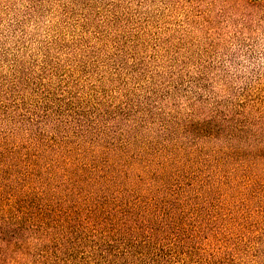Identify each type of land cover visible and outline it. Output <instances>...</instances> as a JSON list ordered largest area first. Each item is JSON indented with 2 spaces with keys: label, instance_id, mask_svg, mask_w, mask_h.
<instances>
[{
  "label": "trees",
  "instance_id": "16d2710c",
  "mask_svg": "<svg viewBox=\"0 0 264 264\" xmlns=\"http://www.w3.org/2000/svg\"><path fill=\"white\" fill-rule=\"evenodd\" d=\"M116 2L94 10L100 26L133 21ZM208 4L214 18L188 21L205 29L229 5L248 16L264 0ZM184 50L173 51L181 71ZM87 66L82 76L25 67L0 83V264H149L150 250V263L223 264L206 247L214 236L200 234L230 198L264 199V104L199 98L183 113L150 85L110 94L104 67Z\"/></svg>",
  "mask_w": 264,
  "mask_h": 264
},
{
  "label": "rangeland",
  "instance_id": "374dc122",
  "mask_svg": "<svg viewBox=\"0 0 264 264\" xmlns=\"http://www.w3.org/2000/svg\"><path fill=\"white\" fill-rule=\"evenodd\" d=\"M109 1L0 0V83L25 67L54 66L57 75L74 71L75 76H82L87 65H95V71L106 70L100 77L106 78L110 94L133 85H150L159 93L171 91L165 103L178 104L183 113L187 103L199 98L208 103L239 99L264 104V5L248 16L240 7L229 5L215 25L204 29L188 17L202 13L214 18L217 8L208 0L200 6L180 0H116L119 15H131L133 21L104 28L94 10L105 9ZM84 15L89 17L87 25ZM207 37L216 43L208 55L201 56ZM64 39L65 48L61 46ZM118 39L121 43L116 46ZM180 43L189 49L178 53V57L181 52L190 56L184 71L174 68L173 51ZM171 69L180 72L171 78ZM199 71L204 73L201 78ZM94 81L96 77L82 84ZM243 199L230 198L218 213L207 216L208 230L200 235L214 236V242L206 246L216 257L211 262L264 264V199ZM257 247L260 250L252 252ZM153 254L151 250L147 254L149 264H157L150 263ZM195 259L192 255L191 260Z\"/></svg>",
  "mask_w": 264,
  "mask_h": 264
}]
</instances>
